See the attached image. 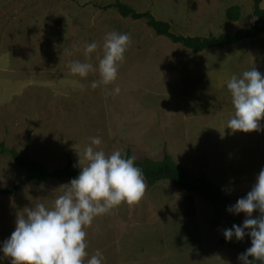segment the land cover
Returning <instances> with one entry per match:
<instances>
[{
  "label": "rangeland",
  "instance_id": "1",
  "mask_svg": "<svg viewBox=\"0 0 264 264\" xmlns=\"http://www.w3.org/2000/svg\"><path fill=\"white\" fill-rule=\"evenodd\" d=\"M254 1L0 0V143L51 171L69 160L79 170V154L81 167L87 165L82 153L89 138L100 137L96 147L106 155L121 150L136 160L159 161L167 153L223 193V204L216 202L215 209L167 182L148 186L139 203H121L85 229V264L97 250L104 264H242L238 256L245 251L226 241L223 231L242 225L246 214L226 209L247 195L264 168V131L227 128L235 114L227 82L254 67L264 75V34L249 54L240 55L246 41L193 54L156 36L145 21L124 19L106 8L119 2L168 23L175 35L207 38L247 32L256 20ZM234 6L240 8L237 22L227 18ZM260 7L264 11V0ZM110 31L129 34L132 43L118 79L93 89ZM92 42L98 48L89 59L84 48ZM76 60L92 63L97 71L87 78L72 74L69 65ZM116 86L119 95L104 90ZM260 123L264 127V120ZM27 175L0 152V190ZM69 182L50 180L27 185L13 198L0 196V247L15 230L18 215L39 203L51 208ZM0 264H11V258Z\"/></svg>",
  "mask_w": 264,
  "mask_h": 264
},
{
  "label": "clouds",
  "instance_id": "2",
  "mask_svg": "<svg viewBox=\"0 0 264 264\" xmlns=\"http://www.w3.org/2000/svg\"><path fill=\"white\" fill-rule=\"evenodd\" d=\"M131 36L127 33L110 31L103 43V56L99 58L100 79L91 82V88L113 84L119 75V66L125 60V53L131 46ZM98 44L89 43L84 48L87 58L96 52ZM70 71L81 78H87L97 68L89 62L73 61ZM77 86L85 85L76 82ZM231 92L234 116L227 128L242 132L264 131V75L255 67L242 75H232L227 82ZM108 95H119L121 88L104 89ZM82 156L87 165L68 184L62 186L51 208L39 203L18 215L16 227L11 236L0 247L4 258H11V264H85L88 257L87 232L95 218L106 215L121 203H139L147 190L143 170L136 166V157H128L121 150L106 155L97 150L100 137H90ZM229 213L246 214L242 225L233 224L223 231L226 241L233 237L241 241L251 238V247L238 256L242 264H264V168L256 177V182L243 198L226 209ZM258 211L259 216L252 214ZM248 230V231H246ZM253 257V260H249ZM105 258L99 250L87 259V264H104Z\"/></svg>",
  "mask_w": 264,
  "mask_h": 264
},
{
  "label": "trees",
  "instance_id": "3",
  "mask_svg": "<svg viewBox=\"0 0 264 264\" xmlns=\"http://www.w3.org/2000/svg\"><path fill=\"white\" fill-rule=\"evenodd\" d=\"M262 2L263 0L254 1L253 15L256 20L250 25L247 32L239 30L233 36L222 34L218 37L209 36L207 38L183 37L175 35L171 32V26L168 23L158 21L149 12L139 13L129 6L119 2L115 3L113 6L107 7L106 9L114 8L124 19L145 21L147 26L155 32L156 36L164 37L175 45H181L190 50L193 54H201L211 49H224L225 47L237 44L243 40L256 39L260 35L264 34V11L260 7ZM227 18L231 22L239 21L240 8L238 6L231 7L227 11ZM0 152L2 154L9 155L18 166L26 169L28 173L27 177L22 179L11 189L0 190V196L3 197L13 198L27 185L42 186L46 182L55 179H66L71 181L78 176L81 170L73 169L72 163L69 160L66 167L60 170L51 171L41 163L30 159L27 153L20 155L16 151L7 148L4 143H0ZM125 153H127L128 157H132L129 151ZM136 166L143 170L146 183L149 187H154L161 182H167L187 194L198 195L203 199L210 201L215 205V209H217L215 204L216 202L218 204H223V193L217 185L212 183L204 175H193L189 170L177 164L167 153H164L163 159L159 161L151 159L136 160ZM259 215L260 214H258L257 217ZM231 227L232 226H229L228 228ZM229 242L236 243L244 251L252 246L251 238L249 236L242 243H239L235 237H233V239ZM253 259V257H249V260Z\"/></svg>",
  "mask_w": 264,
  "mask_h": 264
},
{
  "label": "crops",
  "instance_id": "4",
  "mask_svg": "<svg viewBox=\"0 0 264 264\" xmlns=\"http://www.w3.org/2000/svg\"><path fill=\"white\" fill-rule=\"evenodd\" d=\"M258 38H256V39H250V40H243V41H246V42H248V43H246V47H245V49L243 48V50H241V54L240 55H243V54H249L248 52H249V50L251 49V46H252V43H254L256 40H257ZM243 41H241V42H243ZM241 42H239V43H241ZM239 43H237V44H239ZM234 45H236V44H234ZM234 45H230V46H234ZM229 47V46H228Z\"/></svg>",
  "mask_w": 264,
  "mask_h": 264
}]
</instances>
